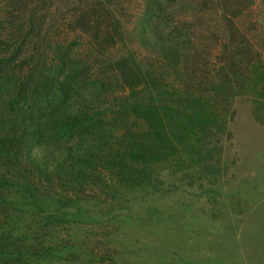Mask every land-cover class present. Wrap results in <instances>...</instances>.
Returning <instances> with one entry per match:
<instances>
[{
    "label": "rangeland",
    "instance_id": "1",
    "mask_svg": "<svg viewBox=\"0 0 264 264\" xmlns=\"http://www.w3.org/2000/svg\"><path fill=\"white\" fill-rule=\"evenodd\" d=\"M35 1L50 2L0 0V16ZM219 1L203 14L182 7L178 19L200 21L199 37L173 61L148 42L153 33L141 35L147 0H122V34L109 28L116 39L108 43L93 23L85 32L62 23L76 0L52 4L64 25L54 37L67 61L64 73L83 61L92 64L87 99L95 92L108 100L107 130L91 132L93 143L98 145V134L106 137L127 165L120 176L102 167L103 179L117 192L88 189L91 201L58 212L74 220L68 224L57 217L47 223V212L0 187V241L24 245L29 255L18 263L0 256V264H264V0H222L220 7L230 11L223 15L215 10ZM234 37L249 48L243 55L234 56ZM126 55L128 61L135 57L136 66L122 61ZM255 60L261 69L250 74L245 66ZM241 70L245 77L237 79ZM122 100L132 104L120 109ZM91 133L74 141L89 143ZM45 148L33 150L43 158ZM124 199L127 208L115 212ZM86 209L87 217L81 215Z\"/></svg>",
    "mask_w": 264,
    "mask_h": 264
},
{
    "label": "trees",
    "instance_id": "2",
    "mask_svg": "<svg viewBox=\"0 0 264 264\" xmlns=\"http://www.w3.org/2000/svg\"><path fill=\"white\" fill-rule=\"evenodd\" d=\"M49 1L29 2L24 8L20 7L24 11L18 14L10 11L9 16H0V172L3 169L8 172L7 176H0V187L13 189L15 196L27 201L36 211L47 212L43 217L47 223L57 217V220L68 224L72 219H65L66 215L58 212L62 208L75 204L81 206L91 201L88 189L102 188L106 194L117 192L103 179L102 167L112 175L117 172L120 176L127 162L122 152L106 137L98 134L99 143L94 145L95 129L99 127L100 132L107 130L102 123L108 113V100L95 97V92L87 99L90 79H94L92 64L83 61L75 67L69 66L64 73L63 66L67 61L54 48V43H58L54 37L60 36L58 32L63 30V24H68L73 30L76 23L75 28L85 32L83 30L94 29L93 23L95 30L101 29L97 31L99 38L107 43L114 41L116 38L109 28L113 27L116 33L121 29L117 6L122 4V0H76L74 7L67 5L71 6L69 12L61 14L63 24L54 15L52 4L56 0ZM213 3L214 0H147L140 21L141 35L144 39L143 33H153L148 42L164 52V59L179 60L185 51L182 47L189 50L196 46L194 40L199 37L196 29L200 22L178 19L182 7L187 6L193 13L203 14ZM221 4L224 5V1L220 0L217 3L219 8L214 7L215 10L222 15L230 12L228 7H220ZM13 10L18 11L17 7ZM119 34H122L121 30ZM232 40L238 44L234 56L243 55L249 49L245 48L242 39ZM129 56L126 55L122 61L136 66L135 57L131 56L128 61ZM261 66V61L255 60L254 65L248 63L245 67L252 74L254 68L258 72ZM243 70L237 79L245 77ZM124 103L126 106L132 104L129 100L123 101L120 109ZM166 116L169 118L171 113L166 111ZM202 131L204 128L200 126L198 132ZM89 133L92 134L89 143L74 141ZM70 141L72 143H68ZM62 143H66L63 151L60 149ZM45 144L47 154L40 158L33 149ZM50 146H56L59 152ZM124 202L126 205L115 212L127 208L129 200L124 199ZM21 203L25 204L22 200ZM88 212L87 209L82 210L81 215ZM115 212L110 211L112 214ZM17 238L22 240L20 236ZM5 243L0 241L2 261H27L28 248L24 251L25 246L20 247L17 242L12 248ZM45 249L46 252L52 250L51 247H42L41 251ZM41 256L39 260L43 261Z\"/></svg>",
    "mask_w": 264,
    "mask_h": 264
}]
</instances>
